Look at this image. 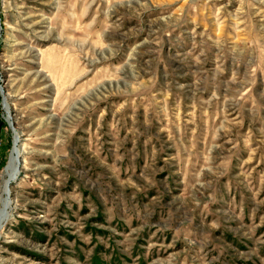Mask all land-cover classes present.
I'll use <instances>...</instances> for the list:
<instances>
[{"label": "rangeland", "instance_id": "1", "mask_svg": "<svg viewBox=\"0 0 264 264\" xmlns=\"http://www.w3.org/2000/svg\"><path fill=\"white\" fill-rule=\"evenodd\" d=\"M0 111V264H264V0H0Z\"/></svg>", "mask_w": 264, "mask_h": 264}, {"label": "bare ground", "instance_id": "2", "mask_svg": "<svg viewBox=\"0 0 264 264\" xmlns=\"http://www.w3.org/2000/svg\"><path fill=\"white\" fill-rule=\"evenodd\" d=\"M19 137H17L15 139V147L14 150L12 152V156H11V161L9 163V166L7 168V174H8V178L9 181H13L17 175H18V165H19V160L21 158V150L19 149ZM8 181V180H7ZM8 185V182L6 183ZM7 185H6V190H5V194L6 197L4 198L3 202H2V209L0 210V232L2 230V228L5 226V224L7 223V221L9 220V215H10V192L7 189Z\"/></svg>", "mask_w": 264, "mask_h": 264}, {"label": "trees", "instance_id": "3", "mask_svg": "<svg viewBox=\"0 0 264 264\" xmlns=\"http://www.w3.org/2000/svg\"><path fill=\"white\" fill-rule=\"evenodd\" d=\"M0 113H1V111H0ZM2 125V122H1V119H0V126ZM1 128V127H0Z\"/></svg>", "mask_w": 264, "mask_h": 264}]
</instances>
